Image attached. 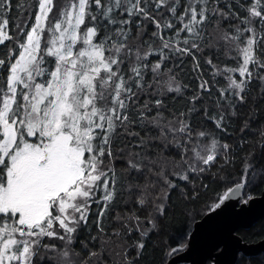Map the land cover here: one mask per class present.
<instances>
[{
    "label": "snow or ice",
    "instance_id": "6c2138e0",
    "mask_svg": "<svg viewBox=\"0 0 264 264\" xmlns=\"http://www.w3.org/2000/svg\"><path fill=\"white\" fill-rule=\"evenodd\" d=\"M173 190L167 257L264 190V0H0V264H105L125 193L139 264Z\"/></svg>",
    "mask_w": 264,
    "mask_h": 264
},
{
    "label": "trees",
    "instance_id": "16d2710c",
    "mask_svg": "<svg viewBox=\"0 0 264 264\" xmlns=\"http://www.w3.org/2000/svg\"><path fill=\"white\" fill-rule=\"evenodd\" d=\"M9 27L11 28V21ZM237 127L238 125L236 124L232 125L233 135H236L234 130ZM238 174L239 170H237ZM158 187L159 185H157ZM263 191L258 192L256 198L260 197ZM153 195H155V189L150 190L149 197L151 198ZM211 196L212 193L208 192L205 194V199L210 200ZM134 199L135 197H128L125 193L124 202L117 207L115 213L106 214L107 220L103 225L106 235H98L97 241L95 242L96 248H100L104 252L105 264H125L126 258L131 259L132 264H136V250L132 245L135 240L139 239V234L132 231L131 235H128L126 229L117 227L119 222L113 218L114 215L124 216L133 213L143 218L151 214V205H146L144 208H141L139 205L132 203ZM204 207V202L199 204L190 202L180 195L179 192L173 190L168 202V215L162 220L160 229L150 234L139 264H165V260L169 263L174 257H167L168 249L175 245L178 233L186 224L193 233L195 225L205 217ZM96 209L97 206L94 204L92 206V215L89 217L90 220L94 217ZM114 229L120 232V236L112 235ZM91 231L93 235L97 234L94 230V225ZM81 235L86 236L87 233L81 231ZM237 236L243 243L248 245L258 244L263 241L264 218L250 227L240 229L237 232ZM89 248H92L91 244ZM125 252L127 253V257L125 256ZM210 262L213 264L215 261L211 260ZM210 262L207 264H210ZM180 264H190V262L187 261ZM235 264H264V252L256 256H245L241 253Z\"/></svg>",
    "mask_w": 264,
    "mask_h": 264
},
{
    "label": "water",
    "instance_id": "95a60500",
    "mask_svg": "<svg viewBox=\"0 0 264 264\" xmlns=\"http://www.w3.org/2000/svg\"><path fill=\"white\" fill-rule=\"evenodd\" d=\"M235 212L243 215L236 216L231 211L205 225L204 229L195 237L194 247H190L180 256L174 257L168 264H180L189 261L191 264H206L208 261L217 260L221 257H227L223 264H235L239 255L256 256L264 252V240L258 244L248 245L241 241L237 232L242 228L252 226L264 218V191L260 197L250 202L247 211L244 206H238ZM206 216L200 220L194 227L193 233L196 232V226L203 224ZM233 242L228 243L226 239ZM216 243H220L221 251H213ZM211 257V259H210ZM217 262V261H216Z\"/></svg>",
    "mask_w": 264,
    "mask_h": 264
},
{
    "label": "rangeland",
    "instance_id": "374dc122",
    "mask_svg": "<svg viewBox=\"0 0 264 264\" xmlns=\"http://www.w3.org/2000/svg\"><path fill=\"white\" fill-rule=\"evenodd\" d=\"M227 260H229V259H227V257H221V260H220V258L219 259H217V260H215V261H219V262H221L222 264L224 263V262H226ZM208 262H210V261H208ZM207 262V263H208ZM206 263V264H207ZM210 264H212L211 262H210ZM214 264V263H213Z\"/></svg>",
    "mask_w": 264,
    "mask_h": 264
},
{
    "label": "bare ground",
    "instance_id": "6f19581e",
    "mask_svg": "<svg viewBox=\"0 0 264 264\" xmlns=\"http://www.w3.org/2000/svg\"><path fill=\"white\" fill-rule=\"evenodd\" d=\"M226 241L228 242V243H233L232 241H231V239L229 238V239H226ZM191 264V263H190Z\"/></svg>",
    "mask_w": 264,
    "mask_h": 264
},
{
    "label": "flooded vegetation",
    "instance_id": "af4514ba",
    "mask_svg": "<svg viewBox=\"0 0 264 264\" xmlns=\"http://www.w3.org/2000/svg\"><path fill=\"white\" fill-rule=\"evenodd\" d=\"M214 261V260H213ZM216 262V261H215ZM218 264H222L221 262L218 261Z\"/></svg>",
    "mask_w": 264,
    "mask_h": 264
}]
</instances>
